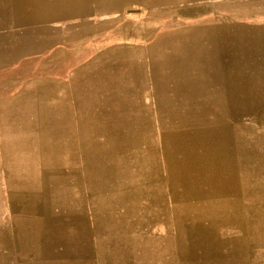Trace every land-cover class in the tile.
Returning a JSON list of instances; mask_svg holds the SVG:
<instances>
[{
    "label": "rangeland",
    "instance_id": "374dc122",
    "mask_svg": "<svg viewBox=\"0 0 264 264\" xmlns=\"http://www.w3.org/2000/svg\"><path fill=\"white\" fill-rule=\"evenodd\" d=\"M60 219L101 264H264V0H0V235Z\"/></svg>",
    "mask_w": 264,
    "mask_h": 264
},
{
    "label": "crops",
    "instance_id": "0c3cea01",
    "mask_svg": "<svg viewBox=\"0 0 264 264\" xmlns=\"http://www.w3.org/2000/svg\"><path fill=\"white\" fill-rule=\"evenodd\" d=\"M215 66H218L217 63ZM212 75L221 77V81L226 82L227 74L223 69H215L210 77ZM205 79L201 83L214 82ZM218 91L220 94V89ZM27 227L23 231L19 230V234L13 236L0 235V264H21V256H24L27 264H89V262L90 264H101L99 244H97L96 253H94L89 247L88 252H85L83 250L85 246L79 243L83 237L91 238L94 233V228L90 230L83 221L76 219L40 221ZM96 229L98 230V226ZM112 232L114 231L111 230ZM97 234L99 236L98 232ZM76 240H78V245L75 247L73 244L76 243ZM55 243H59V245H55ZM4 253L7 256L10 254V258L6 257L5 259ZM12 257H14V262L11 261ZM4 260L7 261L4 263Z\"/></svg>",
    "mask_w": 264,
    "mask_h": 264
}]
</instances>
